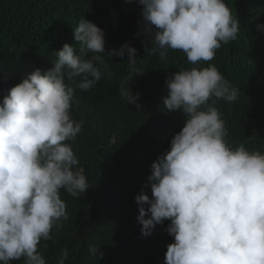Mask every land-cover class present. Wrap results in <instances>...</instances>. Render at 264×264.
<instances>
[{
	"label": "clouds",
	"instance_id": "9594fccd",
	"mask_svg": "<svg viewBox=\"0 0 264 264\" xmlns=\"http://www.w3.org/2000/svg\"><path fill=\"white\" fill-rule=\"evenodd\" d=\"M138 2L148 54L159 49L166 58L169 49L180 50L198 65L212 61L239 32V20L225 0ZM257 28L264 30V24ZM73 38L78 51L65 43L56 50L52 68H36L0 101L3 264L21 258L25 264H47L38 251L40 241L51 240L53 227L68 219L60 190L77 197L89 187L66 141L74 140L83 126L71 117L72 85L88 91L101 79L100 65L106 62L99 53L105 52V35L82 18ZM125 49L134 78L141 73L137 50L125 43L109 53L122 57ZM127 80L119 94L126 104H137L139 94L132 93ZM166 87V110L181 111L185 124L151 164V196L141 191L135 197L141 234L151 235L157 224L170 221L167 232L174 241L167 246L164 264H264V153L243 144L231 147L222 113L214 106L221 98L235 102L238 89L213 64L177 71L166 79ZM67 259L64 249L57 264Z\"/></svg>",
	"mask_w": 264,
	"mask_h": 264
},
{
	"label": "trees",
	"instance_id": "16d2710c",
	"mask_svg": "<svg viewBox=\"0 0 264 264\" xmlns=\"http://www.w3.org/2000/svg\"><path fill=\"white\" fill-rule=\"evenodd\" d=\"M225 2L239 20L237 38L222 44L212 61L192 65L180 50L169 49L166 58L159 49L145 52L148 37L138 0H0V101L36 68H52L56 50L65 43L78 51L73 32L82 18L105 35L101 79L88 91L72 85L71 117L83 126L74 140L66 141L89 187L77 197L60 190L68 219L53 227L51 240L40 241L38 251L47 264H57L64 249L65 264H164L167 246L174 241L167 232L170 221L142 235L135 197L141 191L151 196V164L185 124L181 111L169 112L164 105L166 79L173 73L215 65L238 89L235 102L221 98L214 105L225 121L226 141L233 148L243 144L264 153V30L257 28L264 24V0ZM125 43L137 50L141 73L134 78L127 50L122 57L109 53ZM126 78L132 93L139 94L137 104H126L119 94ZM11 264H25V258Z\"/></svg>",
	"mask_w": 264,
	"mask_h": 264
}]
</instances>
